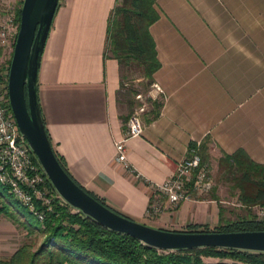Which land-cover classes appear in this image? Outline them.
Masks as SVG:
<instances>
[{
  "label": "crops",
  "instance_id": "1",
  "mask_svg": "<svg viewBox=\"0 0 264 264\" xmlns=\"http://www.w3.org/2000/svg\"><path fill=\"white\" fill-rule=\"evenodd\" d=\"M116 1L59 0L38 75L53 149L80 186L146 226L181 232L189 225L215 228L247 218L227 210L216 186L210 199L175 209L165 203L153 217L147 210L159 198L151 186L172 177L193 145L200 144L201 158L216 169L224 155L240 150L264 164V0L156 1L159 18L149 32L160 68L152 86L162 93L152 88L151 94L162 107L154 119L144 110L142 135L125 143L132 172L115 152L135 104L120 99V66L106 53ZM3 190L0 260L28 235L26 215Z\"/></svg>",
  "mask_w": 264,
  "mask_h": 264
},
{
  "label": "trees",
  "instance_id": "2",
  "mask_svg": "<svg viewBox=\"0 0 264 264\" xmlns=\"http://www.w3.org/2000/svg\"><path fill=\"white\" fill-rule=\"evenodd\" d=\"M156 1L117 0L107 27L106 53L117 60L120 71L129 68L140 69L149 85L153 84V76L160 68L149 32L150 26L159 18L155 9ZM19 18L20 10L17 11L18 23ZM11 56L12 53L9 54V66ZM161 107V101L153 102L152 110L149 111L152 119L157 117ZM46 134L51 144L47 130ZM53 152L62 169L81 189L121 215L80 186L70 174L63 158L54 149ZM202 161L204 162L203 157ZM218 170L222 175L221 179L230 185L229 189L237 191V200L242 207L264 208V164L254 163L240 150L231 156L224 155L218 162ZM27 213L35 221L27 222L29 239L22 243L11 257L0 260V264H264V253L249 251L216 248L160 251L133 237L110 231L58 200L53 204L52 211L46 213L43 222H39L28 210ZM259 231H264V220L249 214L247 218H237L215 228H209L207 225H189L181 232ZM33 236H42L43 240L36 244L31 239ZM205 259L217 261L211 263Z\"/></svg>",
  "mask_w": 264,
  "mask_h": 264
},
{
  "label": "water",
  "instance_id": "3",
  "mask_svg": "<svg viewBox=\"0 0 264 264\" xmlns=\"http://www.w3.org/2000/svg\"><path fill=\"white\" fill-rule=\"evenodd\" d=\"M59 0H23L8 72V101L21 135L27 141L59 197L104 228L139 240L160 251L202 248L264 253V231L185 233L152 228L108 209L81 189L62 169L46 134L38 98L43 50Z\"/></svg>",
  "mask_w": 264,
  "mask_h": 264
},
{
  "label": "built area",
  "instance_id": "4",
  "mask_svg": "<svg viewBox=\"0 0 264 264\" xmlns=\"http://www.w3.org/2000/svg\"><path fill=\"white\" fill-rule=\"evenodd\" d=\"M18 27L12 29L10 24L0 23V50L12 53ZM8 72L9 65L3 68L0 65V185L39 222H43L46 213L52 211L57 200L65 202L55 192L19 131L8 101ZM152 88L156 93H162L158 86ZM150 97L155 99L151 93ZM136 99L142 100V96L138 94ZM144 110V107H140L129 117L123 139L115 143L116 161L129 172H132V168L127 162L125 143L142 135L141 114ZM214 186L211 168L208 163L202 161L200 144L193 145L188 156L177 164L172 177L161 184L151 186L159 198L150 204L147 215L158 216L162 213L165 203L175 209L185 201L205 200Z\"/></svg>",
  "mask_w": 264,
  "mask_h": 264
},
{
  "label": "rangeland",
  "instance_id": "5",
  "mask_svg": "<svg viewBox=\"0 0 264 264\" xmlns=\"http://www.w3.org/2000/svg\"><path fill=\"white\" fill-rule=\"evenodd\" d=\"M23 0H0V23H8L11 25L12 29H15L19 26L17 22V11L20 10L22 6ZM9 61V53L8 51L0 50V65L1 67H5L8 65ZM121 81H122V89L120 91L119 97L122 100H127V98H132L133 102L135 103L132 107V111L130 116L138 110L140 107H144L145 112H148L152 109L153 102L157 101V99H151L150 93L152 90V85L148 84L147 79H145L138 68H129L123 69L121 71ZM140 94L142 96V100L136 99V96ZM211 168L212 177L214 179V183L216 188H219V197L222 200L223 205L227 208H233L231 212L235 216H239L245 214L249 216V214L257 216L259 219L264 220V208L255 206L252 208H239L236 207L238 203L237 200V191H233L229 189V184L224 182L221 177V173L218 169L215 168V165L207 162ZM214 186V187H215ZM1 188V187H0ZM6 197L9 198V192L7 190H3ZM212 195V194H211ZM209 194L207 199L211 198ZM1 205V203H0ZM19 205V204H18ZM240 205V204H238ZM21 210L26 215V220L29 223H34V218L29 216L27 210L23 209L21 205H19ZM29 239L28 235L22 243L26 242ZM31 239L34 240L36 244H39L41 240H43L42 236H33ZM21 243V244H22ZM41 243V242H40ZM20 244V245H21ZM206 262H216L217 260L214 259H205Z\"/></svg>",
  "mask_w": 264,
  "mask_h": 264
}]
</instances>
